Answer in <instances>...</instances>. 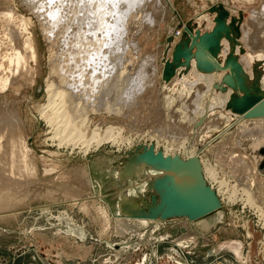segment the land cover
Masks as SVG:
<instances>
[{"label":"rangeland","instance_id":"1","mask_svg":"<svg viewBox=\"0 0 264 264\" xmlns=\"http://www.w3.org/2000/svg\"><path fill=\"white\" fill-rule=\"evenodd\" d=\"M172 1L169 10L160 8L157 0H142L141 8L137 6L131 12L134 17L130 13L124 23L125 40L129 44L137 40L140 51L134 55L136 50L125 47L124 57L135 64L141 55H157V81L138 96L139 104L133 107L128 103L127 114L91 115L92 128L100 125L104 130L109 126L122 130L124 142H106L86 153L79 146L59 147L38 110L47 104L48 80L59 83L65 65L69 67L66 59L70 50L64 44L71 41L77 26L73 25L67 35L61 29H52L57 37H51L40 17L41 13L48 15V4L43 5L46 12L41 11L44 3L32 9L24 0H0V264H264V171L259 169L264 159L260 153L264 148V122L262 126L257 124L260 131L251 127L264 119L240 121L244 127L249 126L247 133L240 122L231 123L229 111L219 104L203 118L190 116L188 106L195 101L194 92L182 83V77L191 74L177 69L170 81L163 78L164 62L171 59L181 40L173 39L169 44L168 39L183 15L186 23L202 26L198 28L202 32L211 30L214 16L206 12L205 0ZM254 1L250 7L240 8L258 9L264 2ZM143 13L160 22L156 26L149 23L142 18ZM248 16L244 14V19ZM133 24L139 31L133 32ZM263 31L259 33L261 39ZM28 37L33 39L37 59L29 61L27 72L13 75L10 59L17 50L25 51ZM253 50L246 49V53L253 58L264 56V46ZM239 62L243 65L242 60ZM53 69L58 72H51ZM12 115L18 118L13 123L9 120ZM169 143L174 144L172 148L181 159L186 151L176 148L183 143L196 147L200 160H206L215 170L216 181L207 178L203 169L201 175L218 199L219 208L208 219L191 220L184 215L191 207L182 198L174 206L180 213L173 216L161 213L145 220L133 214L121 215L120 203L126 192L131 202L139 203V209L147 214L151 207L161 205L157 190L135 177L123 184L119 173L126 172L135 156L152 150L163 153ZM219 182L227 184L223 192L229 190L228 194L218 193ZM247 192L254 206L247 202Z\"/></svg>","mask_w":264,"mask_h":264},{"label":"bare ground","instance_id":"2","mask_svg":"<svg viewBox=\"0 0 264 264\" xmlns=\"http://www.w3.org/2000/svg\"><path fill=\"white\" fill-rule=\"evenodd\" d=\"M74 1L75 0H24V3L27 4L29 8L37 5L39 6L40 4L44 3L41 5L43 7L41 8V11H43L42 9L47 7L49 11L47 12L46 9H44V11H46L48 15L46 13H41V15L38 13L40 17L42 16L41 19H44L45 21L44 22L42 20L44 22L42 23L43 29L47 34H50L52 32V29L54 30V32H56L55 29H61L60 32L66 33L67 35L71 32L70 29H73V25H75V27L77 26L78 28L76 30L74 27L75 30L73 31H75V33L72 34L73 36L70 42L68 41L69 39L67 40V42H69L68 45L66 44L67 42L65 43V40L63 41L65 43L64 46H66L65 48L70 50V52L68 51V57L66 59V61H69V67L65 65L66 70L62 68L65 71L61 70L62 74L59 75V83L56 82L53 78L51 80H48L46 90L48 101L46 105L40 106L38 110L42 114V118L45 119L47 124H49L50 128L53 130L54 136L52 140L58 141L59 147L63 145H73V147L79 146L85 149V152L88 153L92 149V147H100L106 142H112L113 144H120V141L124 142L122 130H119L112 126H109L104 130L100 125L92 128L91 115L127 114V112L125 111V107L130 105L128 103L131 102L133 107L135 106L134 103L139 104L140 100H138V96L149 88L155 86L159 68L156 64L157 55H141L139 58H137L139 61H136L135 64L134 60L128 58L126 59V56L124 57V55H126L127 53L125 51V47H127V49L131 47L134 52L136 50V54L133 53L134 55H139L140 53L138 49L139 44H137L136 42L137 40H133V42H131L130 44L125 40L127 37L124 38L126 33V29L124 27V25L126 26V24L124 23L127 22V19L132 10L138 8L137 6L141 8L140 5L143 3L142 0H78V3L76 1L75 3ZM172 2V0H157L160 8L169 10L172 9ZM251 2L254 3L255 1L250 0V3ZM45 3L48 4L46 7L43 6L45 5ZM225 4L227 5V8L232 15L239 16L240 12L243 14V16L244 14L246 15V13H248L249 15L246 19H244V24L242 23V35L240 39L241 47H243L245 51L246 49L256 50L257 48H263L264 39H261V36L259 37V33L264 29V2L260 4V7L258 9H246L244 11L242 8H246L247 6L250 7L251 5H241L237 3L228 4V2H225ZM237 6L239 8H242L239 9ZM160 8L158 10H160ZM132 15L133 14L131 13V16ZM162 15V17H164L165 13H162ZM142 18L155 26L160 22L156 20L157 18H153L150 14L147 13H145ZM180 22L182 26L179 25V27L174 32H171L172 37L174 36L176 38L175 40V38L173 37L174 41H178L179 39H181L184 28L188 25L186 21ZM210 22L213 26V20H211ZM204 24H206V21H204ZM127 27L130 28L129 25ZM190 27L195 31L202 26H199L197 23L191 22ZM261 28L263 29L258 33L257 31ZM134 29H136L135 26L133 28L134 33L136 30L139 31V29H136L135 31ZM128 30L132 31V29ZM54 32L51 33L52 35L50 34L51 37L55 35ZM60 35L62 36V34ZM68 36L70 37L71 35ZM65 39H67V37H65ZM222 45L224 56V54H227L230 51V43L224 39L222 41ZM23 47L25 51L22 50V52L20 50H17L10 59L11 71L13 75L16 76L27 72L29 61H36L37 59L36 48L34 46L32 37H28L26 39ZM241 47H237V54H239V48ZM172 48V46H169V49L171 51ZM138 51L139 53H137ZM129 55L131 56L130 53ZM238 56L239 59L243 61L246 84L251 85L253 83V79H258V84L260 85L261 91L264 93V56H260V58H253V56H251L248 52L243 55L239 54ZM218 61L221 63V65H224L223 59L219 58V56ZM251 63L256 66V69L254 65L252 67ZM57 69H53V71L51 72L56 74L58 72H56ZM188 72L189 75L191 74L190 77L186 78V76H183L182 83L187 85V89H189V91L191 90V93L194 92L193 99H195V101L193 104H188V108L190 109V116H192V118L193 116H195V119L196 117L203 118L205 113L209 112L215 107V105L218 104L221 108L225 109L230 97L229 94L231 90H228V92L224 94L215 88L216 85H218V87L221 89L220 79L224 72L210 70V73H202L197 70L195 62L192 63L189 70H182V74H186ZM10 83L11 82L9 80V84ZM189 85L191 87H189ZM212 96H215V98H212ZM209 98H212V100L209 101ZM216 100H218L219 102ZM247 118L251 117H238L237 115H235V117L232 118L231 123L245 121ZM260 118L264 119V115H260L258 119ZM15 119L18 120V118H15L12 115L9 120H11L13 123ZM212 121L213 120H211V122ZM173 122L174 121H172V123ZM262 122H264V120L255 123L256 126L255 124L250 126L254 129L257 127L260 128V126H257V124H261ZM251 123L252 121L250 122V124ZM219 124L223 125L222 122H220ZM240 124L242 125V127H244L243 123L240 122ZM221 125H219L220 128ZM248 127H244L246 128V132L248 130ZM220 131L219 134H221ZM256 133L257 131L255 132V134ZM184 143L180 145L179 148H176L178 149V151H186V156L183 157V159H181V155L176 154V151L173 150L174 144L169 143L165 151L163 153L160 152L163 157L162 160H156V156L159 153L154 152V150L147 151L144 153V155L141 156L137 155V153V156H135L134 160L131 162L132 164L129 167L127 166L126 172L120 171L119 178L123 184H126L128 179L135 177L138 180H141V182L147 183L148 188H154L155 190H157V192L161 196L162 202L159 206L155 205L151 207L150 214H147L144 212V210L139 209V203L136 204L131 202L130 194L129 192H126L123 196L122 202L120 203L119 210L121 215L127 214L126 216H128L130 214H133L145 220L155 219V217L161 213L164 217L173 216L176 213H180L174 211V206H176V204L179 205L178 201H181L182 198L185 201V204L188 207H191L186 209V213L183 212L184 215L188 216L191 220H205L208 219V216H211L213 213H215L220 205L217 203L218 199L216 198L214 200L212 199V204L210 203L209 195L210 193L214 194V192L210 190L211 188H207L204 177L203 181L205 184H203V195L198 200H195V197L188 192L187 187L182 184L183 175L178 172L172 171L170 169V165H166L164 163V160L166 158H170L172 160L176 158L179 163L184 164L189 159L198 160L201 164V168L203 169L202 172H206L207 178L210 177L212 178V181H216L218 177H216L217 174H215V170L213 171L211 166H209L210 164L208 165L206 160H200L201 158L199 153L196 151V147L194 148L193 146H188V148ZM162 176H164L165 178ZM217 184H219V194H228L229 190L223 192L224 187L227 188V184L225 182H219ZM210 185L213 186L212 183H210ZM247 194V202L254 206L255 201L253 197L249 195L250 193L247 192ZM233 195L234 194H232L231 196ZM228 199L230 201L232 197L229 196ZM198 203H200L199 207L197 206Z\"/></svg>","mask_w":264,"mask_h":264},{"label":"water","instance_id":"3","mask_svg":"<svg viewBox=\"0 0 264 264\" xmlns=\"http://www.w3.org/2000/svg\"><path fill=\"white\" fill-rule=\"evenodd\" d=\"M225 2L241 5H252L253 3H250V0H205L206 12L214 16L213 27L210 31L202 32L199 29L194 31L190 27L192 21L188 22L180 42L175 45L172 51L171 59L164 62L163 78L165 81H170L177 69L189 70L193 62L196 63L197 70L202 73H210V70L223 71L220 79L221 89L218 85L215 88L224 94L231 90L225 109L229 111L232 118L235 115L256 118L264 115V93L261 91L258 79H255L251 85L246 84L244 67L239 62L238 55L246 53L240 44L244 16L241 12L238 17L232 15ZM181 19L185 21V15ZM179 25L182 26L181 23ZM224 39L230 43V51L223 56L222 41ZM172 41L173 37H170L168 43L170 44ZM237 47H241L239 54H237ZM218 56L223 59L224 65L218 61ZM260 153L264 158V148L260 150ZM162 158L161 153L157 154L156 160L160 161ZM164 163L170 165L172 171L183 175L182 184L187 187L188 192L195 197V200L202 197L203 184L205 183L198 160L189 159L184 164L179 163L176 158L173 160L166 158ZM259 169L264 171V159ZM212 199L214 200L215 197L210 193L211 204L213 203Z\"/></svg>","mask_w":264,"mask_h":264},{"label":"built area","instance_id":"4","mask_svg":"<svg viewBox=\"0 0 264 264\" xmlns=\"http://www.w3.org/2000/svg\"><path fill=\"white\" fill-rule=\"evenodd\" d=\"M263 240H264V237H263Z\"/></svg>","mask_w":264,"mask_h":264}]
</instances>
